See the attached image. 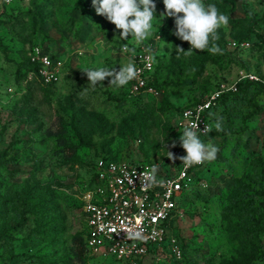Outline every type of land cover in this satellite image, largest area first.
I'll list each match as a JSON object with an SVG mask.
<instances>
[{
  "label": "rangeland",
  "instance_id": "obj_1",
  "mask_svg": "<svg viewBox=\"0 0 264 264\" xmlns=\"http://www.w3.org/2000/svg\"><path fill=\"white\" fill-rule=\"evenodd\" d=\"M154 3L147 41L156 68L135 100L126 85L92 87L83 72L128 62L124 40L91 0H14L0 9V264H122L81 245V199L95 163H157L172 174L166 152L179 139V113L232 84L237 92L214 112L224 130L213 116L201 139L219 148L216 159L193 171L159 259L139 264H264V0H204L229 16L212 41L222 53L188 55L176 49L190 45L173 34L174 19L160 17L162 0ZM34 52L56 67L55 84L27 72Z\"/></svg>",
  "mask_w": 264,
  "mask_h": 264
},
{
  "label": "built area",
  "instance_id": "obj_2",
  "mask_svg": "<svg viewBox=\"0 0 264 264\" xmlns=\"http://www.w3.org/2000/svg\"><path fill=\"white\" fill-rule=\"evenodd\" d=\"M13 1L0 0V7H9ZM124 45L137 48L134 59L140 71L127 84V96L137 99L150 90L149 81L156 68V48L147 40L138 45L134 37L132 40H124L120 52L127 60L129 54L123 51ZM145 48H151L152 51L146 52ZM29 61L38 66L36 72L31 71V75L37 76L41 83L47 86L57 82L58 71L48 56L34 52ZM240 74L244 79H256L252 74ZM237 90L236 84L221 85L198 103L183 108L175 125V133L180 137L183 126L194 118L199 119L201 131L204 126H211V114L218 109L222 96L236 93ZM207 134L202 132L200 139ZM175 145L170 150L176 157L172 174L158 172L157 179L163 183L151 186L142 184L139 178L140 173L150 167L149 164L97 160L91 187L83 192L81 199V232L87 254L111 256L122 264H139L159 259L168 242L167 228L177 213L178 199L189 188L193 171L201 166L186 167L181 163L179 157L184 156L185 152L179 145V139ZM127 229L141 230L143 239H127Z\"/></svg>",
  "mask_w": 264,
  "mask_h": 264
},
{
  "label": "clouds",
  "instance_id": "obj_3",
  "mask_svg": "<svg viewBox=\"0 0 264 264\" xmlns=\"http://www.w3.org/2000/svg\"><path fill=\"white\" fill-rule=\"evenodd\" d=\"M162 2L164 12L160 17L173 18L175 25L173 34L182 42L190 45L188 51L176 47L179 53L188 55L193 50L203 51L205 49L213 54L222 53V49L212 41L219 38L216 35L217 30L228 25V15L220 13L215 4H205L204 0H162ZM91 3L97 15L105 17L115 26L119 32V39L127 40L131 36L138 45L152 35L153 21L158 19L154 0H91ZM144 50L152 51L151 48ZM123 51L129 54V60L124 66L118 69L96 67L83 71L92 87H97L98 83L105 79H108L109 85L125 86L137 77L140 71L134 59L137 48L124 45ZM211 115L214 116L215 129L223 131L224 117L214 113ZM198 122L199 119L194 118L183 126L179 137V145L185 152V155L179 159L186 167L211 162L216 159L219 152V148L211 140L204 142L200 139V134L210 133L212 127L204 126L201 131ZM175 146L173 143L172 147ZM166 153L169 160L175 161L176 157L172 152ZM158 172L159 164L152 163L149 168L140 173L141 183L149 186L163 183L157 179ZM126 234L129 240L143 239L141 230L127 229Z\"/></svg>",
  "mask_w": 264,
  "mask_h": 264
},
{
  "label": "trees",
  "instance_id": "obj_4",
  "mask_svg": "<svg viewBox=\"0 0 264 264\" xmlns=\"http://www.w3.org/2000/svg\"><path fill=\"white\" fill-rule=\"evenodd\" d=\"M0 9H2V7H0ZM37 68H38L37 65L31 64L30 61L28 60L27 65H26V70H27V72H30V71H34V72H36ZM153 74H154V73H153ZM126 92H127V85H126ZM133 100H135V99H133ZM199 101H201V100H198V101L195 102V103H198ZM221 101H222V99H221L220 102H219V107H218V108H220V103H221ZM195 103H193V104H195ZM191 105H192V104H191ZM189 106H190V105H189ZM212 120H213V118L211 119V122H212ZM1 230H2V228H1ZM1 237H2V232H1ZM80 241H81V245H82V247H83V249H84L82 232L80 233ZM84 251H85V249H84Z\"/></svg>",
  "mask_w": 264,
  "mask_h": 264
}]
</instances>
